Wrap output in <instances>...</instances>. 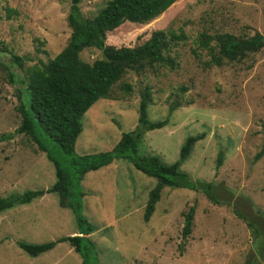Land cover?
I'll list each match as a JSON object with an SVG mask.
<instances>
[{"label": "rangeland", "instance_id": "374dc122", "mask_svg": "<svg viewBox=\"0 0 264 264\" xmlns=\"http://www.w3.org/2000/svg\"><path fill=\"white\" fill-rule=\"evenodd\" d=\"M108 1L81 0L80 16H94ZM68 12L69 0H0V198L47 189L54 181L45 154L28 136L15 133L17 108L25 100L21 83L8 75L25 74L65 46ZM156 30L184 36L169 53L174 69L128 71L112 87L114 99H99L82 115L74 153L110 151L122 133L136 127L139 95L147 87L152 97L147 119H166L167 124L143 133L139 153L171 164L186 137L202 134L180 170L192 181L211 182L216 203L201 192L163 188L144 222L154 179L123 160L86 173L79 190L97 192L80 199L81 214L94 228L88 237L96 264H264V154L253 161L264 140V48L217 67L207 65L210 56L198 47L201 35L264 36V0H177L147 24L124 22L106 33L104 43L132 48ZM11 55L26 58L21 69L11 64ZM100 57L92 48L79 54L87 63ZM124 84L130 86L127 94L121 90ZM170 105L177 107L169 111ZM47 148L60 159L54 144ZM43 197L46 202L36 208L16 206L2 215L9 221L0 223V264H80L67 243L37 257L17 246L77 235L71 211L58 207L53 193ZM191 206V231L182 237L184 214Z\"/></svg>", "mask_w": 264, "mask_h": 264}, {"label": "trees", "instance_id": "16d2710c", "mask_svg": "<svg viewBox=\"0 0 264 264\" xmlns=\"http://www.w3.org/2000/svg\"><path fill=\"white\" fill-rule=\"evenodd\" d=\"M177 0H110L94 16H80L78 5L81 0H69V12L66 17L70 30L65 46L51 59L39 66L29 69L23 75L9 73V79L21 83L25 102L21 101L17 108L20 116L16 134L28 136L37 149L45 154L53 167V183L42 190H28L21 195L0 198V213L16 206L27 205L44 194L53 193L57 197L60 208L71 211L78 228L76 236L61 237L54 241L40 244L18 242L17 246L29 257H37L48 252L57 243H67L74 253L80 257V264H96L94 244L89 235L94 232L81 214L80 199L83 193L79 184L83 176L92 171L123 160L142 175L155 180L149 190L142 219L147 222L153 213L163 188L187 189L201 192L213 203L214 185L211 182L192 181L180 170L182 163L188 158L193 145L203 138L202 134L185 138L178 150L177 159L171 164L163 163L158 157L143 155L138 151L139 143L145 131L160 129L167 120L155 122L147 119V109L152 101L151 93L145 87L140 93L137 104L136 127L122 133L119 140L108 152L77 156L74 143L82 130L81 117L99 99L110 97L112 87L128 72H142L146 69L166 66L174 69L175 63L169 56L171 47L184 39L182 34L168 30L152 31L149 38L141 45L126 48L106 45L105 35L124 22L144 25L160 16ZM6 18L10 11L6 10ZM214 41L211 46L210 42ZM198 47L205 49L210 56L207 65L221 66L222 63L238 62L264 48V36L254 33L249 37H238L222 33L207 37L201 35ZM87 48L101 53L99 59L91 63L82 61L79 54ZM1 51H5L2 48ZM26 58L10 56L12 65L21 69ZM8 70V68H6ZM124 93L130 92V86H121ZM177 105H170L169 111ZM0 136V141L3 140ZM54 144L60 159L54 157L47 144ZM264 154V140L260 150L253 156L257 161ZM221 154L217 157L220 164ZM194 207L184 214L182 237L190 234ZM253 264V263H248Z\"/></svg>", "mask_w": 264, "mask_h": 264}, {"label": "crops", "instance_id": "0c3cea01", "mask_svg": "<svg viewBox=\"0 0 264 264\" xmlns=\"http://www.w3.org/2000/svg\"><path fill=\"white\" fill-rule=\"evenodd\" d=\"M82 187V186H81ZM94 192H97V190L96 189H88L87 191H86V193L89 195V196H92V195H95L96 193H94ZM86 193H83V195H85ZM44 196V195H43ZM40 197V198H37V199H34V200H32L30 203H28L27 205H21L20 207H27V209H32V208H36L37 207V205H40V203L42 202V201H44V202H46L45 200H44V197ZM83 197V196H82ZM32 202H34V204H32ZM58 205V204H57ZM42 207V206H41ZM43 208V207H42ZM15 208H13V210H14ZM64 209V208H63ZM11 209H9V210H7V211H4V212H2V213H0V223L2 222V220L4 219L6 222L7 221H9L8 219H7V217L6 218H3L4 216H2V215H5V213H9V211H10ZM13 210H11V211H13ZM9 218V217H8ZM10 219V218H9ZM10 220H12V219H10ZM4 222V221H3ZM61 238V237H60ZM58 239V238H57ZM56 240V239H55ZM54 241V240H53ZM17 244V243H16ZM61 243H57L55 246H54V248L55 247H57L58 245H60ZM53 249V248H52ZM69 250H72L71 248H69Z\"/></svg>", "mask_w": 264, "mask_h": 264}]
</instances>
